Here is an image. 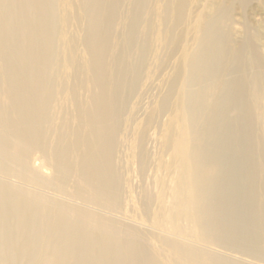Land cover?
Wrapping results in <instances>:
<instances>
[{
    "label": "bare ground",
    "instance_id": "1",
    "mask_svg": "<svg viewBox=\"0 0 264 264\" xmlns=\"http://www.w3.org/2000/svg\"><path fill=\"white\" fill-rule=\"evenodd\" d=\"M195 1L0 0V264H264V58Z\"/></svg>",
    "mask_w": 264,
    "mask_h": 264
},
{
    "label": "rangeland",
    "instance_id": "2",
    "mask_svg": "<svg viewBox=\"0 0 264 264\" xmlns=\"http://www.w3.org/2000/svg\"><path fill=\"white\" fill-rule=\"evenodd\" d=\"M197 2L199 3V5H202L200 2H202V3L204 2L203 5H205V3H206L205 0H203V1L197 0V1H195V4ZM126 8H127V6H123V9H122L123 14L127 12ZM231 14H232L234 21L236 23V25L234 24L235 29L233 28L234 29L233 34L235 35L233 38L236 42L234 45L237 47H241L244 44L245 39H247V37L245 36V35H247V31L252 32V34L256 33V35H257L256 38L253 35L256 40L253 38V39H250V41H251V43H253V45L257 46L258 51H259L258 54L264 58V2L261 0H245V2L242 5L236 4L234 6ZM236 28H237V30H236ZM253 40H254V42H253ZM263 72H264V67H263ZM130 100H131V98H130ZM138 213H140L139 210H138ZM119 217H120V215H119ZM122 218H123V216H122ZM134 221H135L134 223L137 222L141 226L143 225L142 223H145V222H143V220H140V219H136ZM172 222H174V221H172Z\"/></svg>",
    "mask_w": 264,
    "mask_h": 264
}]
</instances>
